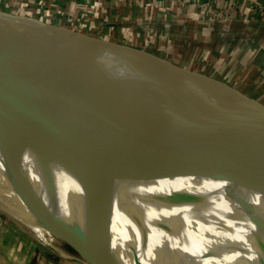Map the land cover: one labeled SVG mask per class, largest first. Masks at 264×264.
<instances>
[{
  "label": "bare ground",
  "instance_id": "1",
  "mask_svg": "<svg viewBox=\"0 0 264 264\" xmlns=\"http://www.w3.org/2000/svg\"><path fill=\"white\" fill-rule=\"evenodd\" d=\"M6 99L0 96V207L41 245L57 250L62 235L82 256L81 264H97L104 252L114 264H264V241L226 183L212 178L192 153L158 143L171 141L168 137L139 133L112 118L51 108L84 124L98 159L60 132L47 109ZM41 124L50 138L39 133ZM60 143L76 144L69 159L56 154L58 148L55 154L49 150ZM121 150L146 159L156 175L136 162L140 178H114L110 164L116 160L121 175L131 172L121 164L128 156ZM76 164L84 168L78 178L96 188L109 206L73 184L66 171L77 170ZM96 171L104 179L101 190L93 182ZM162 189L171 195L167 207ZM173 201L181 214L171 208ZM77 230L90 242L106 238L109 248L86 250L72 235Z\"/></svg>",
  "mask_w": 264,
  "mask_h": 264
},
{
  "label": "water",
  "instance_id": "2",
  "mask_svg": "<svg viewBox=\"0 0 264 264\" xmlns=\"http://www.w3.org/2000/svg\"><path fill=\"white\" fill-rule=\"evenodd\" d=\"M0 96L112 118L139 133L168 137L158 143L192 153L212 178L264 196V111L223 82L140 49L0 11ZM57 146L49 150L55 154L58 148L56 154L69 159L76 144ZM121 151L128 155L121 164L131 172L121 175L116 160L110 164L114 178L135 180L142 170L156 175L146 159ZM74 167L83 175V165ZM93 176L101 190L104 179L97 171ZM238 201L264 226V200L263 210ZM72 233L86 250L109 248L106 238L90 242L83 232ZM99 256L97 264L115 263L109 252Z\"/></svg>",
  "mask_w": 264,
  "mask_h": 264
},
{
  "label": "rangeland",
  "instance_id": "3",
  "mask_svg": "<svg viewBox=\"0 0 264 264\" xmlns=\"http://www.w3.org/2000/svg\"><path fill=\"white\" fill-rule=\"evenodd\" d=\"M23 1L24 0H0V9H5V7L7 6L20 7L23 5V7H26L29 2H32V0H25V3H23ZM187 3L189 2H186L185 4ZM221 3L222 4L216 10V17L211 14V11L206 10L207 14H209L210 16H207V19H205V21H188V17H184L185 13L192 17L195 11L188 9V12L187 10L185 12V6L175 10V19L173 22L169 19L168 21L163 19L161 21V15L157 13L158 15H155L157 17L156 19L139 16L129 21H124L117 18V20L115 19L114 22L112 21V24H105V28L108 27L109 34H124L125 31L129 40L123 41L128 42L124 43L123 45H127L153 54L185 70L194 71L196 73L208 76L207 73H202V71L204 70L202 68L206 66V64L204 63L208 61V57L211 58L213 57L211 55L216 53V51L213 49L214 44H216L217 42L219 45L224 46L230 41L235 43V41H237L236 35L242 32V27L246 30L251 28V23L249 21L244 22L245 20L243 18H239V20H234V17L231 18L229 12L225 10L228 9L227 6L224 4V2ZM193 8L194 5H192V9ZM253 8H258L264 11L261 5H254ZM18 10L22 12L23 9L22 7H20ZM24 11L25 13L28 12L27 9H25ZM200 15H203V11L200 13ZM260 24V22L257 23V25ZM109 36L110 37L104 36V38L103 35H100L101 38L107 40L110 39L115 43L121 44V41L123 40V38L121 39L118 37H112L111 34ZM218 50L224 52V49L222 48H218ZM233 51L234 49L231 50V53L230 51L227 52V57L229 59L228 63L230 62V57L232 56ZM215 63H217V67L219 66V64H221L220 61H216ZM198 65L201 66V69L198 68ZM208 74L214 73L210 71ZM210 78L223 82L224 84L233 88L242 96L247 98V100L254 102L264 111V95H260L261 90H263L262 88L264 86V75L255 77H250L247 75L244 78L243 76H240V78H238L237 80H232L230 78L221 79L219 77H217L219 79H216L215 77ZM13 103L18 104L19 106H23V102L20 101H16ZM36 112L39 111L36 110ZM61 113L67 115L69 118H75L74 115L71 116L64 112ZM36 120H39V118H36ZM61 120L64 121V119ZM67 123L70 125V128L66 132V137L71 140L77 141L78 138L81 140V138H83L84 136L87 137L88 133L85 130L83 123L75 120L73 121V119L72 121H67ZM50 134L51 133H47V135H44V138H47V136L48 138H50ZM89 140L92 139L90 138ZM98 159H100V157H98ZM66 174L68 176L74 174L79 175V172L77 170L66 171ZM224 182L226 183L230 192L236 197L237 201L238 199H243L244 201L248 200L253 204H258L259 208L263 210L262 200H264V196L261 193L244 186L241 187L239 186L240 184H236L231 181ZM87 194L90 197L93 196V199L108 205V202L104 198L98 197L95 189L89 191ZM182 200L189 206V203L187 201H185L183 198ZM163 201L164 203L166 202L165 196ZM238 203L242 207V210L245 212L246 216L252 221V223L256 227V230L264 241V226L262 225L258 215L253 210L248 211L247 207H243L239 201ZM171 208L175 212L181 214L174 201L172 202ZM16 209L22 215L26 214L23 209L18 207H16ZM193 215L195 217H199L198 214L193 213ZM108 233L111 236L113 234L110 232ZM1 236L2 238L4 237L5 245H9V247L14 250L15 248H18V252L20 254H23L26 250H28L30 255V264H81L80 261H83L82 256L78 254L75 248L69 242H67V240L62 235H57L58 241L55 243L57 250H51L50 248L41 245L36 240L30 229L15 220L12 216L6 213L3 208L0 207V237ZM168 242L172 246H175L169 239ZM227 263L229 264V262Z\"/></svg>",
  "mask_w": 264,
  "mask_h": 264
},
{
  "label": "crops",
  "instance_id": "4",
  "mask_svg": "<svg viewBox=\"0 0 264 264\" xmlns=\"http://www.w3.org/2000/svg\"><path fill=\"white\" fill-rule=\"evenodd\" d=\"M186 2L189 3L185 4ZM221 2H224L227 6L228 9L225 10L229 12L231 18L234 17V20L243 18L244 22L249 21L251 23V28L246 30L242 27V32L236 35L237 41L235 43L230 41L226 45L221 46L216 42L213 46L216 53L213 52L214 54L211 55L213 57L210 56L211 58L208 57V61H204L206 66L202 68L204 69L202 73H207L208 77H215L216 79L230 78L232 80H237L240 76L244 78L247 75L250 77L264 75V11L253 8L254 5H261L264 9V0H32L26 7L20 6L23 9L22 12L18 10L20 8L18 6H7L5 9L1 8L0 11L16 15L19 13L22 16L31 17L44 23L67 28L96 38L100 37V35L110 37L109 35L111 34L112 37L123 38L121 44H124L128 42L123 41L129 40L125 31L124 34H109L108 27L105 28V24H112L117 18L124 21H129L139 16L156 19L155 15L157 13L161 15V21L162 19L167 21L169 19L173 22L175 10L185 6L187 7H185V12L186 10L188 12V9L195 11L192 17L185 13L184 17H188V21H205L207 16H210L206 10L211 11V14L216 17V10L222 4ZM23 3H25V0ZM192 5H194L193 9ZM25 9L28 10L27 13H25ZM202 11L203 15H200ZM259 22L261 24L257 25ZM108 41L111 40L108 39ZM218 48L224 49V52L218 50ZM232 49L234 51L228 63L227 52L230 51L231 53ZM216 61L221 62L218 67L216 66ZM198 66L201 69V66ZM210 71L214 74H208ZM262 89L261 96L264 95V86ZM25 105L34 104L25 103ZM45 108L47 110L51 109ZM49 113L52 115L53 121L60 132L66 135L70 128L67 121H72V118L54 109L49 110ZM61 119H64V121ZM37 128L42 136L50 132L45 128V124H41ZM90 138L87 135L81 140L73 141L98 158V149L94 142L89 140ZM68 177L82 192L87 194L95 189L96 193L101 195L96 188L79 179V175L74 174ZM144 184V187L150 192V184ZM161 193L166 198L164 204L166 207L169 206L168 199L171 198V195L165 189H162ZM29 257L28 250L20 254L18 248L14 250L9 245H5L4 237H0V264H30Z\"/></svg>",
  "mask_w": 264,
  "mask_h": 264
}]
</instances>
